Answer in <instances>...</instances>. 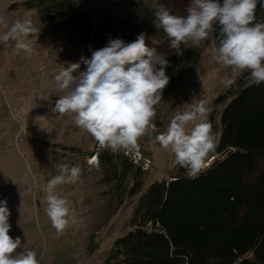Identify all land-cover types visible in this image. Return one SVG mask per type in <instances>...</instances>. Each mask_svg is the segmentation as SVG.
Returning a JSON list of instances; mask_svg holds the SVG:
<instances>
[{
    "label": "rangeland",
    "instance_id": "obj_1",
    "mask_svg": "<svg viewBox=\"0 0 264 264\" xmlns=\"http://www.w3.org/2000/svg\"><path fill=\"white\" fill-rule=\"evenodd\" d=\"M22 1L0 0V34L25 18L38 30L36 36L29 37L31 54H18L13 41L0 44V201H6L9 209V235L20 238L18 251H35L39 264H104L113 240L128 229L138 196L121 201L109 191L110 184L99 183L98 158L93 160L97 155L86 157V167L77 151L99 145L75 126L73 114L59 116L52 111L63 95L55 75L80 62L88 50L70 42L67 32L50 31ZM77 1L93 14L94 21L102 15L124 17L133 35L143 32L147 37L159 31L153 22L154 12L164 0ZM216 48L206 47L196 63H192V55L180 53L176 75L191 67L182 80L177 78L179 86L156 105L153 123L161 132L174 115L201 99L210 109L215 97L226 90L224 81L234 73L215 61ZM154 137L155 133L141 137V152L133 153L137 161L145 162V188L174 167L173 155ZM60 164L78 166L81 175L77 183L56 190L76 217V223L58 236L45 212V189L47 181L59 174Z\"/></svg>",
    "mask_w": 264,
    "mask_h": 264
},
{
    "label": "trees",
    "instance_id": "obj_2",
    "mask_svg": "<svg viewBox=\"0 0 264 264\" xmlns=\"http://www.w3.org/2000/svg\"><path fill=\"white\" fill-rule=\"evenodd\" d=\"M189 3L164 0L162 5L183 16ZM22 4L35 11L50 31L67 32L70 42L88 50V58L110 37L126 43L137 38L126 18L102 15L94 21L77 0H24ZM256 15L264 20L259 4ZM217 33L215 26L199 47L181 45V52L192 55L196 63L206 47L218 46ZM145 44L169 61L162 100L179 86L177 78L182 80L191 65L176 75L181 52L170 48L163 30L145 37ZM84 70L82 62L79 71ZM207 121L216 147L195 179L174 166L166 177L145 188L146 169L133 153L116 155L98 146L77 148L86 167L87 156H98L99 183L110 184L109 191L121 201L138 196L129 227L113 240L104 264H264V83H252L247 71L238 74L236 84L213 100Z\"/></svg>",
    "mask_w": 264,
    "mask_h": 264
},
{
    "label": "clouds",
    "instance_id": "obj_3",
    "mask_svg": "<svg viewBox=\"0 0 264 264\" xmlns=\"http://www.w3.org/2000/svg\"><path fill=\"white\" fill-rule=\"evenodd\" d=\"M258 4L264 8V0H190L186 15H174L161 5L155 9L153 22L177 53L181 45L199 47L218 26L215 61L234 73L224 81V87L235 85L237 75L245 71L250 73L251 82L259 85L264 83V20L257 19ZM37 31L30 19H18L0 34V44L13 41L18 54H31L29 37L36 36ZM80 62L86 70L79 71ZM80 62L55 75L63 95H59L53 112L59 116L73 114L75 126L91 135L101 149L116 155L139 151L140 138L155 133V141L173 155L174 166L184 168L188 179L197 178L216 147L207 121L210 109L201 99L174 115L166 130L161 132L156 127L155 106L169 82V61L146 46L143 32L130 43L110 37L104 47L92 50L90 58L82 56ZM57 170L59 174L47 181L45 212L59 236L76 223V217L56 190L77 183L81 169L60 164ZM9 215L6 201H0V264H39L35 251H18L21 240L9 235Z\"/></svg>",
    "mask_w": 264,
    "mask_h": 264
},
{
    "label": "bare ground",
    "instance_id": "obj_4",
    "mask_svg": "<svg viewBox=\"0 0 264 264\" xmlns=\"http://www.w3.org/2000/svg\"><path fill=\"white\" fill-rule=\"evenodd\" d=\"M93 160H97V156H95V157L93 158Z\"/></svg>",
    "mask_w": 264,
    "mask_h": 264
},
{
    "label": "built area",
    "instance_id": "obj_5",
    "mask_svg": "<svg viewBox=\"0 0 264 264\" xmlns=\"http://www.w3.org/2000/svg\"><path fill=\"white\" fill-rule=\"evenodd\" d=\"M145 164V163H144Z\"/></svg>",
    "mask_w": 264,
    "mask_h": 264
}]
</instances>
